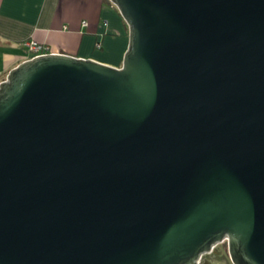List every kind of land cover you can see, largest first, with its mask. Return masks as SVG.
I'll list each match as a JSON object with an SVG mask.
<instances>
[{
	"label": "water",
	"instance_id": "water-1",
	"mask_svg": "<svg viewBox=\"0 0 264 264\" xmlns=\"http://www.w3.org/2000/svg\"><path fill=\"white\" fill-rule=\"evenodd\" d=\"M109 1L120 66L0 81V264H264V0Z\"/></svg>",
	"mask_w": 264,
	"mask_h": 264
},
{
	"label": "crops",
	"instance_id": "crops-1",
	"mask_svg": "<svg viewBox=\"0 0 264 264\" xmlns=\"http://www.w3.org/2000/svg\"><path fill=\"white\" fill-rule=\"evenodd\" d=\"M127 33L109 0H0V81L33 56L25 46L29 41L118 67Z\"/></svg>",
	"mask_w": 264,
	"mask_h": 264
},
{
	"label": "built area",
	"instance_id": "built-area-1",
	"mask_svg": "<svg viewBox=\"0 0 264 264\" xmlns=\"http://www.w3.org/2000/svg\"><path fill=\"white\" fill-rule=\"evenodd\" d=\"M25 46L28 48V50L32 51L33 56L43 55V54H47V53L51 52L49 46L43 45V44H39V43H37L35 41H29V42L25 43ZM204 255L205 254L201 255L197 262H200Z\"/></svg>",
	"mask_w": 264,
	"mask_h": 264
},
{
	"label": "rangeland",
	"instance_id": "rangeland-1",
	"mask_svg": "<svg viewBox=\"0 0 264 264\" xmlns=\"http://www.w3.org/2000/svg\"><path fill=\"white\" fill-rule=\"evenodd\" d=\"M217 246V257L220 260L225 261L227 264H231L228 254H227V245H226V241H223L219 244L216 245Z\"/></svg>",
	"mask_w": 264,
	"mask_h": 264
},
{
	"label": "flooded vegetation",
	"instance_id": "flooded-vegetation-1",
	"mask_svg": "<svg viewBox=\"0 0 264 264\" xmlns=\"http://www.w3.org/2000/svg\"><path fill=\"white\" fill-rule=\"evenodd\" d=\"M202 259L209 260L212 262V264H227L217 257V246L213 248L212 252L205 254Z\"/></svg>",
	"mask_w": 264,
	"mask_h": 264
}]
</instances>
